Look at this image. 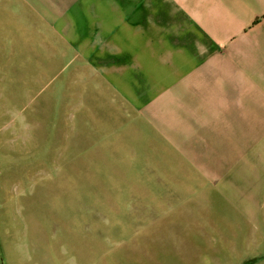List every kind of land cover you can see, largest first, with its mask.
<instances>
[{"label": "rangeland", "instance_id": "1", "mask_svg": "<svg viewBox=\"0 0 264 264\" xmlns=\"http://www.w3.org/2000/svg\"><path fill=\"white\" fill-rule=\"evenodd\" d=\"M24 2L16 8H32V49L18 57L31 65L0 62V264H264V115L217 116L185 142L201 156L194 174L215 177L195 175L189 203L114 208L119 196L89 178L88 54L49 28L46 57L37 19L45 1ZM128 125L116 132L132 139Z\"/></svg>", "mask_w": 264, "mask_h": 264}, {"label": "crops", "instance_id": "2", "mask_svg": "<svg viewBox=\"0 0 264 264\" xmlns=\"http://www.w3.org/2000/svg\"><path fill=\"white\" fill-rule=\"evenodd\" d=\"M17 1L0 0V62L18 66L22 59L30 66L18 51L32 49V1L19 10ZM44 1L37 4L46 28L40 49L49 50L50 28L62 43L73 35L89 57L94 114L87 155L97 165L96 178L92 167L89 178L119 196L114 208L120 210L189 203L195 175L207 183L215 177L194 174L201 156L185 142L208 131L217 116L231 122L233 115H264V0ZM126 125L132 139L116 132ZM185 192L190 198L182 199Z\"/></svg>", "mask_w": 264, "mask_h": 264}]
</instances>
